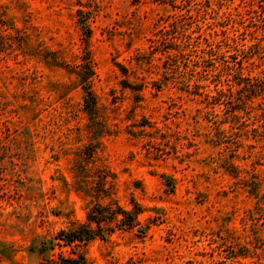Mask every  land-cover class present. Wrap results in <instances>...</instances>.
<instances>
[{
    "label": "rangeland",
    "instance_id": "obj_1",
    "mask_svg": "<svg viewBox=\"0 0 264 264\" xmlns=\"http://www.w3.org/2000/svg\"><path fill=\"white\" fill-rule=\"evenodd\" d=\"M250 4L0 0V264L69 255L42 243L131 200L139 225L110 223L107 239L81 244L85 264H264V91L247 107L217 91L223 60L264 73V18Z\"/></svg>",
    "mask_w": 264,
    "mask_h": 264
},
{
    "label": "trees",
    "instance_id": "obj_2",
    "mask_svg": "<svg viewBox=\"0 0 264 264\" xmlns=\"http://www.w3.org/2000/svg\"><path fill=\"white\" fill-rule=\"evenodd\" d=\"M251 2L252 4L250 5L255 6L257 4L259 6L260 12L258 13V15L261 16V18H264V0H251ZM82 27L88 30L86 26L83 25ZM173 39L174 38H170L169 40V43L171 42L175 47L172 48V50L181 53L185 51V48H188L190 39H181V42H179L178 44H176ZM252 45L253 47L256 46L254 48L258 52H261L263 50L261 43L257 42V44H251V46ZM190 46L193 47L191 44ZM195 47L197 48V45ZM216 49L219 48L209 47L207 50H203V54H208V56L210 57V67L213 68V71L218 68L216 63L219 64L215 58H211L217 55V53H219L218 51H216ZM230 62L231 61H221V65L224 67L225 70H227V73L225 75L227 79L223 81L226 82L225 84L226 86H228V88L225 91L221 88L217 90L219 92V97H223V104H226L228 100L229 102L238 105L243 103L244 107H247L246 104L250 101L251 98L259 96V92L264 91V73H262L261 79L257 76L251 77L250 74H245L243 72L242 62L235 60L232 61V65H229ZM235 65L237 67L236 71L238 72V79H235L234 74L229 72L232 67H235ZM91 76H93V71L89 63L87 61H84L82 70L80 71L78 76V81L84 91L83 104L85 113H87L88 115L95 114L94 112H96L95 98L93 96V93L89 90L87 86ZM230 76H232L233 79H230ZM216 83H221V80L217 81ZM258 83H260L262 87L258 86ZM235 94L237 95L234 97ZM242 94H245V96L243 97ZM233 112L234 113L231 117L237 118L238 115L235 113L236 111ZM245 113L247 114L246 111ZM129 205L131 206V210L120 209V211L112 210L109 207L105 206H94L87 213V223L83 225L80 229H70L68 231L61 230L55 238L46 240L42 243V252L53 250L55 249V247H68L70 248V254L67 255L65 251H61L59 256H57L55 260H44V263L42 264H85V255H83L79 251L81 244H85L89 240L91 241L96 238L107 239V228L109 232H113L114 230V228L110 227V223H114L115 228L126 231H132L137 225H139V216L140 214H142L143 209L138 203L134 202V200H131V204ZM93 225H95V228L92 227ZM137 231L139 234L145 235L144 228L139 227Z\"/></svg>",
    "mask_w": 264,
    "mask_h": 264
}]
</instances>
